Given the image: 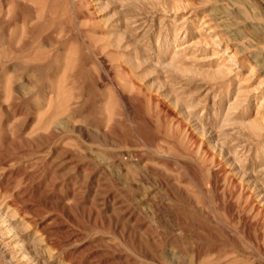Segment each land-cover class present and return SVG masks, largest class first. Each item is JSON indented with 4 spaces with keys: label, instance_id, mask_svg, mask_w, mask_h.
Returning <instances> with one entry per match:
<instances>
[{
    "label": "rangeland",
    "instance_id": "1",
    "mask_svg": "<svg viewBox=\"0 0 264 264\" xmlns=\"http://www.w3.org/2000/svg\"><path fill=\"white\" fill-rule=\"evenodd\" d=\"M0 264H264V0H0Z\"/></svg>",
    "mask_w": 264,
    "mask_h": 264
}]
</instances>
